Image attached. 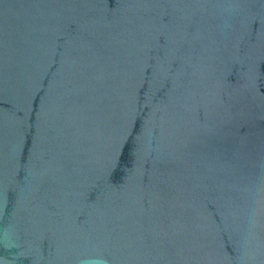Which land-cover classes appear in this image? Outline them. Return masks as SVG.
I'll list each match as a JSON object with an SVG mask.
<instances>
[{
	"label": "water",
	"instance_id": "1",
	"mask_svg": "<svg viewBox=\"0 0 264 264\" xmlns=\"http://www.w3.org/2000/svg\"><path fill=\"white\" fill-rule=\"evenodd\" d=\"M0 264H264V0H0Z\"/></svg>",
	"mask_w": 264,
	"mask_h": 264
}]
</instances>
